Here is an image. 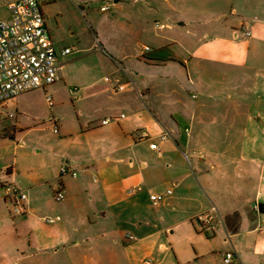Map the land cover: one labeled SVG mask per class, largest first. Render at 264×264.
<instances>
[{
    "label": "crops",
    "instance_id": "1",
    "mask_svg": "<svg viewBox=\"0 0 264 264\" xmlns=\"http://www.w3.org/2000/svg\"><path fill=\"white\" fill-rule=\"evenodd\" d=\"M172 1L175 7L131 0L133 13H123L136 35L140 25L150 27L141 30L151 44L142 48L150 51L148 66L181 71L138 80L116 58L108 70L110 55L99 50L62 55L67 44L52 34L43 5L58 81L76 75L81 87L71 93L72 113L53 117L52 136L45 125L12 116L17 97L0 105V264H225L228 251L230 264H264V213L252 208L264 203V0L253 3L260 19L239 28L219 23L223 15L208 17L206 0ZM105 118L111 121L102 124ZM62 165L77 174L61 176ZM8 184L26 196L21 213L13 212ZM134 186L142 190L129 194ZM166 189L172 192L161 202L150 200ZM213 207L222 223L195 219Z\"/></svg>",
    "mask_w": 264,
    "mask_h": 264
},
{
    "label": "rangeland",
    "instance_id": "2",
    "mask_svg": "<svg viewBox=\"0 0 264 264\" xmlns=\"http://www.w3.org/2000/svg\"><path fill=\"white\" fill-rule=\"evenodd\" d=\"M12 1L14 0H0V18L8 17L9 12L7 10V5ZM206 1L212 5V9L207 14L208 17L223 15L219 23H232L235 27L239 28L242 24H247L254 19H260V15L253 5L255 0ZM171 3L172 7L176 6L175 1L171 0ZM115 5L121 10L120 13L118 12V15L115 14L116 16L113 15ZM103 6H107L108 9L102 10ZM134 6L135 5H131V0H122L118 3H115L114 0H48L44 8H50L49 14L46 13V16H48L47 24L51 28L52 34H60V38L64 41L63 43L67 44V47L72 51L76 50L75 53H77V51H82V53L87 54L89 51L93 52L99 50L102 58L110 55L108 59V70H110L109 60L112 63V59L116 58L117 61L120 62L119 66L121 69L123 68L125 72L130 74L133 80H138V77H144L145 75L147 77L149 72H152L154 76H160L164 73L165 75L173 73L180 77L181 71L175 66L169 65L168 68L171 69H167V72L162 74L157 68L151 69L146 63L147 60L143 55L147 57L150 51H143L142 48L143 45L150 46L151 44L149 38L145 35L146 32H141V30L144 27L146 30H150V27L148 25H140L137 30L134 28V30L141 34L136 35L132 30L133 27L125 25L121 20V18L124 17L123 13H133L131 8ZM170 22L174 21L172 20ZM214 24L216 23H211V25ZM177 33L178 30L172 32L173 35ZM90 46L91 48L88 50ZM101 47H104L106 51L104 48V51L101 50ZM140 52H142L143 55L138 54ZM125 53H137L139 57L137 56L138 58L134 57L126 60L122 58ZM98 63L99 65L101 64L100 61ZM81 69H84V67ZM68 70V67L64 69L65 72ZM183 71V81L188 83V74L185 72L184 67ZM75 72H77V76L82 75L78 74L77 69ZM104 73L106 72L104 71ZM105 75L112 77L113 74L111 72ZM191 75L192 74L189 73V77H191ZM73 78V81L66 80V84L63 80L58 81L57 84H60V90L55 91V93L50 90L53 86L52 84L45 88H37L17 95V98L14 100V104L17 103V106H14L17 108V112L13 109V113H11L12 116L18 118L24 116L23 122H27V125L33 122H39V124L45 125L46 127L44 135L48 136L51 134L49 136H52L49 125L52 124L53 117H57L58 113H60L61 116L72 113V101L74 96L71 94L72 92L70 89L72 87H81L77 79H75L76 75H74ZM206 79L208 78H203V80ZM47 97L51 98L52 104L47 102ZM13 117L9 118L8 123H14L15 118ZM6 131V135L3 136L4 142L10 144V142L15 141V139L8 136V133L11 132L10 129Z\"/></svg>",
    "mask_w": 264,
    "mask_h": 264
},
{
    "label": "built area",
    "instance_id": "3",
    "mask_svg": "<svg viewBox=\"0 0 264 264\" xmlns=\"http://www.w3.org/2000/svg\"><path fill=\"white\" fill-rule=\"evenodd\" d=\"M47 2L48 0H14L7 5L9 17L0 18V105L21 93L47 87L60 79L57 51L42 10L43 5ZM106 9H108L107 6L102 7V10ZM242 33L244 36L251 35L248 26L242 27ZM148 49L146 46L145 50ZM71 52L72 50L66 47L62 49L61 54L68 55ZM106 79L109 80V78ZM118 89H122V86H119ZM70 90L75 93L77 88L72 87ZM47 101L51 104L50 97H47ZM110 121L111 118H105L101 123L107 124ZM150 147L160 151V147L155 143L150 144ZM59 174L75 176L77 173L66 165H62ZM4 189L15 202L13 212H23L25 205L20 201L25 199V194L14 184H8ZM141 190V186H134L127 192L133 194ZM171 192V189H166L153 192L149 197L154 204H157ZM54 198L57 201L62 200L64 198L63 191L56 190ZM252 208L258 211L259 203L254 202ZM195 219L203 226L211 228H214L216 223H222L215 207L209 212L197 215ZM45 221L53 222L54 219L46 217ZM128 237L133 239L132 235ZM233 259L232 251L224 254L225 264H230ZM144 264H152V260L146 259Z\"/></svg>",
    "mask_w": 264,
    "mask_h": 264
},
{
    "label": "trees",
    "instance_id": "4",
    "mask_svg": "<svg viewBox=\"0 0 264 264\" xmlns=\"http://www.w3.org/2000/svg\"><path fill=\"white\" fill-rule=\"evenodd\" d=\"M144 58H146L145 56H143ZM146 60H149L146 58ZM259 212L264 213V203H260L259 205ZM231 230H234L235 228H230Z\"/></svg>",
    "mask_w": 264,
    "mask_h": 264
}]
</instances>
